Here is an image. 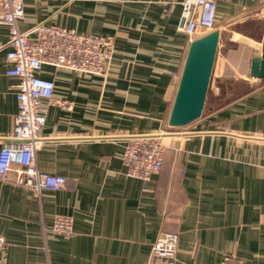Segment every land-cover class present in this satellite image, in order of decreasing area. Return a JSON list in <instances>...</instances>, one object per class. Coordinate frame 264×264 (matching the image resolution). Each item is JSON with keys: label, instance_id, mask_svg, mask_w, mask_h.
<instances>
[{"label": "crops", "instance_id": "1", "mask_svg": "<svg viewBox=\"0 0 264 264\" xmlns=\"http://www.w3.org/2000/svg\"><path fill=\"white\" fill-rule=\"evenodd\" d=\"M215 1L220 30L250 12L264 19V0ZM182 2L25 0L22 31L44 23L110 34L116 52L106 76L43 68L66 104L44 102L36 161L69 183L37 194L15 183L14 172L0 178L2 264H169L151 257L164 232L179 237L172 264H219L226 254L264 264V77L232 76L222 95L214 86L203 115L165 137L163 167L150 180L130 176L123 161L128 136L170 127L191 41L179 29ZM8 38L0 23V149L18 112L20 79L6 73ZM250 39L249 72L264 31L259 42ZM218 52L213 71L218 65L222 81L229 59L224 53L218 63ZM59 214L73 218L67 237L52 229Z\"/></svg>", "mask_w": 264, "mask_h": 264}, {"label": "built area", "instance_id": "2", "mask_svg": "<svg viewBox=\"0 0 264 264\" xmlns=\"http://www.w3.org/2000/svg\"><path fill=\"white\" fill-rule=\"evenodd\" d=\"M179 29L190 40L203 32L217 28L215 0H183ZM25 14V0H0V23L8 26L9 38L4 45L8 75L17 76L18 112L10 141L0 149V178L9 180L14 172V182L34 189L56 190L68 185L63 175L43 172L36 161V153L44 144L42 137L46 114L44 102L65 105L54 97V80L43 77L44 67L62 68L87 74L106 76L116 52L115 39L110 34L81 33L56 24L40 23L22 31L19 21ZM165 130L154 134L128 136L125 141L123 161L130 176L150 180L163 167L166 146L162 141ZM53 231L67 237L73 230V218L56 216ZM178 234L162 233L151 250L153 259H163L169 264L178 252ZM5 238L0 234V264ZM219 264H245L234 254H226Z\"/></svg>", "mask_w": 264, "mask_h": 264}, {"label": "water", "instance_id": "3", "mask_svg": "<svg viewBox=\"0 0 264 264\" xmlns=\"http://www.w3.org/2000/svg\"><path fill=\"white\" fill-rule=\"evenodd\" d=\"M221 37L216 28L190 41L168 118L170 127L186 126L203 115ZM250 73L257 80L264 77V46L253 55Z\"/></svg>", "mask_w": 264, "mask_h": 264}, {"label": "rangeland", "instance_id": "4", "mask_svg": "<svg viewBox=\"0 0 264 264\" xmlns=\"http://www.w3.org/2000/svg\"><path fill=\"white\" fill-rule=\"evenodd\" d=\"M222 37L219 42V52H218V63L221 61V57L225 53L229 61H227L223 66L222 74L220 79L217 77L216 70L218 65L215 66L211 77V83L207 96V104L210 102V96L213 95V87L217 86L221 95L228 90L231 83L228 80L233 78L232 76H237L239 74H244L249 77V56L252 50L248 48V44L252 43L253 40L250 38H255L256 41H260L263 38L264 31V19L261 14L256 12H250V14L243 19L233 20L228 24H224L221 28ZM256 43H254L255 45ZM215 72V73H214ZM212 94V95H211ZM225 99L224 97L221 100ZM168 134L172 132V127L164 129ZM168 136V135H167ZM162 138L164 143V139ZM165 144V143H164Z\"/></svg>", "mask_w": 264, "mask_h": 264}]
</instances>
